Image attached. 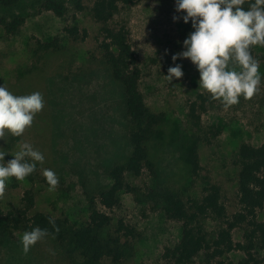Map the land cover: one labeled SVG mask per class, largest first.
Masks as SVG:
<instances>
[{
  "label": "rangeland",
  "instance_id": "obj_1",
  "mask_svg": "<svg viewBox=\"0 0 264 264\" xmlns=\"http://www.w3.org/2000/svg\"><path fill=\"white\" fill-rule=\"evenodd\" d=\"M41 1L23 0L9 11L0 10L1 14L25 17L15 34L0 31V86L6 85L16 96L39 91L45 102L21 137L5 130L6 141L0 139V148L9 153L18 151L24 141L45 157L43 165L37 163L39 180L21 182L14 189L6 184L0 207L18 206L23 191L32 188L34 210L80 220L85 217L86 198L107 185L109 167L129 150L122 93L100 59L98 25L88 13L91 0H82L84 8L79 12L74 11L72 0H60L66 7L61 18L51 12H37ZM184 15L176 11V0H135L131 6H121L114 18V23L126 25L128 42L141 71L139 90L144 102L152 111L164 114L167 132L175 125L183 131L188 102L196 93L207 92L199 88L200 73L190 59L172 60L173 55L186 50L183 41L194 31L191 20L184 23ZM72 25L78 30L75 42L68 40L64 31ZM54 37L60 40L61 50H37V41ZM253 54L260 62L257 94L251 100L241 96L238 104L227 109L216 100L201 115L202 129L210 142L199 145L200 168L192 178L191 191L200 194L207 183L217 185L229 214L237 209V168L232 164L235 151L242 142L257 145L264 140V47L256 45ZM177 64L184 75L169 82L164 76ZM169 139L167 135L164 145H151L153 170L134 180L144 192L156 194L189 185L178 160L177 143ZM11 157L6 155L4 161ZM45 168L59 177L55 191L50 192L49 185L41 181ZM110 214L139 233L134 255L118 264H166L163 249L176 241L179 225L165 219L153 199L144 197L138 202L124 194ZM238 235V231L233 232L235 241ZM21 238V233H14L0 245V264H71L50 239L38 242L25 255ZM227 258L232 264H240L244 255L231 252ZM256 258L258 264H264V251Z\"/></svg>",
  "mask_w": 264,
  "mask_h": 264
},
{
  "label": "trees",
  "instance_id": "obj_2",
  "mask_svg": "<svg viewBox=\"0 0 264 264\" xmlns=\"http://www.w3.org/2000/svg\"><path fill=\"white\" fill-rule=\"evenodd\" d=\"M22 1L0 0V10L9 11ZM134 3L135 0H91L88 9L91 19L98 25L100 59L122 93L129 146L127 154L109 167L107 185L86 198L83 219L54 217L34 210L35 192L32 188L23 191L18 206L0 207V245L14 233L23 234L38 226L55 235L54 239L51 235L45 239H50L71 264L121 263L134 255V242L139 233L123 219H115L110 211L120 205L122 195L128 194L138 202L144 197L153 199L164 218L179 225L176 241L163 249L162 259L166 264H232L227 258L231 252L244 255L240 264H258L256 256L264 251V140L257 145L242 142L235 151L232 159L237 168L235 211L227 212L217 185L207 183L200 194L191 191L192 178L200 168L199 145L210 142L202 129L201 115L216 100H211L208 92L196 93L194 100L187 104L186 127L181 131L175 125L167 132L164 114L152 111L139 90L141 71L128 42L126 25L114 23L119 8ZM72 5L76 12L84 8L82 0H72ZM247 6L248 0L244 7ZM42 11L61 18L66 7L60 0H42L37 12ZM24 21L22 15L0 13V31L13 35ZM64 31L68 40L75 42L78 39L75 25L66 27ZM84 36L83 31L80 39ZM61 46L57 37L45 42L37 41V50L41 52L59 51ZM255 46H250L252 56ZM166 134L177 143L178 160L189 177V185L180 189L169 187L167 191L156 194L149 190L144 192L134 180L145 171L153 170L151 145H164ZM12 159L14 157L5 163ZM39 178L36 168L24 181L10 177L6 184L14 189L21 182L35 183ZM41 181L48 185L44 177ZM50 217L59 227V233H55L49 224ZM211 222L215 225H209ZM234 231L239 233L237 241L232 236Z\"/></svg>",
  "mask_w": 264,
  "mask_h": 264
},
{
  "label": "clouds",
  "instance_id": "obj_3",
  "mask_svg": "<svg viewBox=\"0 0 264 264\" xmlns=\"http://www.w3.org/2000/svg\"><path fill=\"white\" fill-rule=\"evenodd\" d=\"M176 0V11L185 12L184 23L192 21V31L183 41L185 51L172 56L190 59L200 73L199 88L211 94V100H218L227 109L239 103V97L251 100L257 94L261 76L258 74L259 60L251 55L250 46L264 47V0ZM174 20L177 17L173 18ZM184 75L182 66L168 68L164 76L169 82ZM45 106L41 92L27 96L12 94L6 85L0 86V139L6 141V132L21 137L32 126L34 116ZM14 159L5 163L6 155ZM43 153L31 143L21 141L18 151L9 153L0 148V200L5 197L6 181L15 177L24 181L36 171L37 163L43 165ZM43 176L55 191L59 177L51 169L45 168ZM10 183V181H9ZM49 224L59 233L60 229L53 218ZM52 236L48 229L35 227L22 234L23 253L46 237Z\"/></svg>",
  "mask_w": 264,
  "mask_h": 264
}]
</instances>
